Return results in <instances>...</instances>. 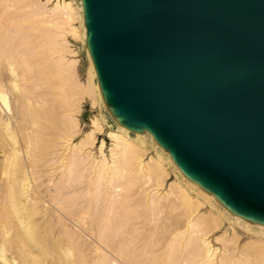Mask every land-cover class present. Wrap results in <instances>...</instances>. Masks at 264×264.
I'll return each instance as SVG.
<instances>
[{"label": "rangeland", "instance_id": "1", "mask_svg": "<svg viewBox=\"0 0 264 264\" xmlns=\"http://www.w3.org/2000/svg\"><path fill=\"white\" fill-rule=\"evenodd\" d=\"M68 2L71 11L55 7ZM78 2L36 0L41 10L33 12L17 0H0V38L32 46V57L48 68L46 83L26 89L0 64L6 99L0 101V264H127L128 249L135 264H264V228L232 217L186 180L148 134L125 131L107 113ZM50 82L63 84L61 92L39 103ZM113 200L137 206V217L120 218L121 232H113ZM114 237L129 239L130 247L115 248ZM189 239L209 244L191 251ZM208 247L211 260L204 258Z\"/></svg>", "mask_w": 264, "mask_h": 264}, {"label": "water", "instance_id": "2", "mask_svg": "<svg viewBox=\"0 0 264 264\" xmlns=\"http://www.w3.org/2000/svg\"><path fill=\"white\" fill-rule=\"evenodd\" d=\"M78 1L114 122L148 134L186 180L264 228V0Z\"/></svg>", "mask_w": 264, "mask_h": 264}, {"label": "bare ground", "instance_id": "3", "mask_svg": "<svg viewBox=\"0 0 264 264\" xmlns=\"http://www.w3.org/2000/svg\"><path fill=\"white\" fill-rule=\"evenodd\" d=\"M20 2V3H22L23 5H25L27 8H29L30 9V11H35V12H37V10H39L40 9V4L39 5H37L36 6V0H17V2ZM19 3V4H20ZM21 4V5H22ZM55 7H57L58 9H60V10H65V9H70V11L72 10V8H71V5H70V3L68 2V3H62V5H59V4H55ZM41 10V9H40ZM59 11V10H58ZM59 13L60 14H62V15H64L61 11H59ZM71 13V12H70ZM56 14H58V13H56ZM65 16V15H64ZM1 20V19H0ZM5 22V21H4ZM4 22L2 23V24H4ZM2 24L0 23V25L2 26ZM22 24H24V23H21V25ZM25 25V24H24ZM23 25V26H24ZM12 26V25H11ZM23 26L20 28V29H22L23 28ZM13 27V26H12ZM3 28V27H2ZM7 28V27H6ZM18 28V27H17ZM18 31H19V28H18ZM6 32V31H5ZM14 32H15V30H14ZM11 34V33H10ZM10 34L8 35V36H10ZM19 35V34H18ZM7 36V37H8ZM20 36V35H19ZM25 36V35H24ZM23 37V36H22ZM26 37H29V40H30V36H25V38ZM21 38V37H20ZM11 38H8V39H2V37L0 38V64L2 65V64H7L8 66H10L11 67V70H12V75L14 76V78H15V84H16V79H18V78H21L25 83H26V85L27 86H25V88L27 89V87L28 86H33V87H36V88H38V87H40L41 85H43L44 83H46V81H47V78H48V74H47V72L45 71V68H47L45 65H42L37 59H35L34 57H32V50H33V47L32 46H30V47H23L22 46V44L20 43V42H16V40L15 41H13L14 39L12 38L11 40H10ZM23 40H24V38H23ZM35 40V39H34ZM34 40H33V44L35 43L34 42ZM18 41V40H17ZM37 42V41H36ZM39 42V41H38ZM50 42V41H49ZM23 43V42H22ZM29 43V42H28ZM31 43V42H30ZM27 45V44H26ZM35 45H36V43H35ZM39 47V46H38ZM40 54V53H39ZM47 57V56H46ZM55 57V56H54ZM57 57V56H56ZM61 57V56H60ZM54 59V58H53ZM52 59V60H53ZM60 59H62V58H60ZM60 59H58V60H60ZM45 60V59H44ZM51 60V59H50ZM55 60H56V58H55ZM54 60V61H55ZM63 60V59H62ZM40 61H42V60H40ZM50 62V61H49ZM58 62V61H57ZM46 63V62H45ZM0 65V66H1ZM50 65V64H49ZM57 64H55V66H56ZM62 65V64H61ZM64 65V64H63ZM63 65H62V67H63ZM65 65H66V63H65ZM51 66V65H50ZM58 66H59V63H58ZM2 70L4 69V68H1ZM48 69V68H47ZM55 69V68H54ZM9 71V70H8ZM50 71V70H49ZM58 71V70H57ZM11 75V74H10ZM58 80V79H57ZM61 81H63V78L62 79H60V82ZM60 82H50V83H48V87L46 88V90H45V92L43 93V94H41V96L39 97V103H41L40 101H45V100H47V99H49L48 97H56V95H57V93H59V91L62 89V85L63 84H61ZM91 84V83H90ZM3 87V86H2ZM15 88V87H14ZM13 88V89H14ZM18 88V87H17ZM28 89H30V88H28ZM9 90V89H8ZM15 91H16V89H14ZM18 90V89H17ZM22 90H23V87H22ZM31 90V89H30ZM42 90V89H41ZM24 91V90H23ZM28 92V91H27ZM26 92V93H27ZM61 92V91H60ZM3 93V92H2ZM16 93H18L17 91H16ZM23 93V92H22ZM19 94V93H18ZM20 95V94H19ZM18 95V96H19ZM22 95V94H21ZM23 95H24V93H23ZM20 98V97H19ZM23 98V97H22ZM24 99V98H23ZM0 101H2V102H4L5 104H6V99L1 95V92H0ZM37 115H40V113H38ZM46 115V114H45ZM100 130V129H99ZM97 131V130H96ZM35 133V132H34ZM117 135H118V133H116V132H110V134H109V136H110V138H117ZM93 137V134L92 133H90V135L88 136V138L89 139H91ZM70 140V139H69ZM93 140V139H92ZM90 142H94V141H90ZM102 142V141H101ZM68 145H69V141H67L66 142ZM91 143V144H92ZM114 143V142H113ZM92 146H93V144H92ZM67 147V146H66ZM75 147V146H74ZM103 148V142L101 143V146H100V151H101V149ZM116 148H117V144L115 143V145H114V147L111 149V151H116ZM125 148V147H124ZM73 152V151H72ZM102 152V151H101ZM91 153V152H90ZM100 154V153H99ZM70 155V154H69ZM83 155V154H82ZM81 155V156H82ZM100 156H101V154H100ZM93 158V157H92ZM57 159V158H56ZM59 159V158H58ZM99 159V158H98ZM73 160V162L75 163H77L79 160H77V158L76 159H72ZM88 160H89V158H88ZM92 160V159H91ZM70 161V160H69ZM87 161V160H86ZM72 162V161H71ZM89 162V161H88ZM90 163V162H89ZM92 163V162H91ZM90 163V164H91ZM100 163H104V158L102 159V161H100ZM96 164V163H95ZM86 165V164H85ZM95 166V165H94ZM96 166H97V164H96ZM148 166H149V163H148ZM99 167V166H98ZM98 167H97V169H98ZM72 168V167H71ZM80 170V169H79ZM150 170V169H149ZM69 171V170H68ZM83 171H84V169H83ZM80 172V171H79ZM69 173V172H68ZM76 173V172H75ZM80 174V173H79ZM23 175V174H22ZM175 175V174H174ZM74 176V175H73ZM36 180V179H35ZM138 180V179H137ZM118 185H120L119 183H118ZM58 186H60V185H58ZM116 186V185H115ZM120 187V186H119ZM122 187V186H121ZM175 187V185H172L169 189H171V191H172V189ZM121 189V188H120ZM120 192V191H119ZM156 193V192H155ZM4 195V194H3ZM118 195H119V193H118ZM155 195V194H154ZM113 197L114 198H116V196H115V194L113 193ZM120 197H121V195H120ZM120 197H119V199H120ZM5 198V197H4ZM64 198V197H63ZM3 200V199H2ZM118 202H119V200H118ZM118 202H116V200H113V232L116 230V229H118V230H120L119 229V226H120V218L121 217H128V216H130L131 215V212H133V215H136V216H133L132 215V217H137V215H139V214H137V210L136 209H134L135 207H137V206H133V203L130 205V204H128L127 203V205H125V207H118ZM126 202H128V201H126ZM117 206H116V205ZM153 208V207H152ZM151 208V209H152ZM140 211V210H139ZM138 211V212H139ZM141 215V214H140ZM152 217V219L154 218V216L152 215L151 216ZM151 217H150V219H151ZM131 218V217H130ZM133 219V218H132ZM151 219V220H152ZM155 219V218H154ZM152 220V221H154V222H152L151 224H153V229L154 228H157V227H155L154 226V223H155V220ZM123 220V219H122ZM128 220H130V219H128ZM123 222V221H122ZM133 222H135V221H133ZM135 224V223H134ZM133 224V225H134ZM155 224H157V223H155ZM124 225V224H123ZM139 225V224H138ZM131 226V225H130ZM157 226V225H156ZM193 226V225H192ZM137 227V226H136ZM140 227V226H139ZM123 229V228H122ZM127 229V228H126ZM142 229V228H141ZM124 230V229H123ZM135 230V229H134ZM140 230V229H139ZM132 231V230H131ZM154 231V230H153ZM119 232H121V230L119 231ZM155 232V231H154ZM118 233V232H117ZM157 233V232H156ZM156 233H155V236H156ZM162 233V232H161ZM123 234V233H122ZM129 234V233H128ZM158 234V233H157ZM166 234V233H165ZM164 234V235H165ZM121 235V234H120ZM135 235V234H134ZM180 235V234H179ZM190 235V237L192 236L191 234H189ZM116 236H119V235H116ZM124 236V235H123ZM128 236V235H127ZM136 236V235H135ZM182 236V235H181ZM134 237V236H133ZM149 237V236H148ZM178 238H179V236H177ZM190 237H188V238H190ZM115 238V237H114ZM135 238V237H134ZM150 238H151V235H150ZM115 239H117V237L115 238ZM118 239H119V237H118ZM118 239H117V242L115 243V248H117L118 249V247L120 248L121 246H122V248H123V250L125 249V248H128V247H130V244H128L127 242L129 241V239H128V241L126 242V243H124V240L121 242V240L120 241H118ZM181 239V238H180ZM187 239V238H186ZM143 240V239H142ZM138 241V240H137ZM141 241V240H140ZM142 242V241H141ZM140 242V243H141ZM155 242V241H154ZM136 243V242H135ZM134 243V244H135ZM148 243V242H147ZM186 243V242H185ZM138 244H139V242H138ZM143 244V243H142ZM187 244V243H186ZM185 244V245H186ZM208 242H206V241H204L203 243H198V241L196 242V241H194V240H191V239H189L188 240V244L186 245V248H188V247H190V250L192 251V250H194V249H197L198 247L200 248V246L199 245H202L203 247H206V246H208ZM124 245V246H123ZM148 245H150V244H147L146 245V247H149ZM152 245V244H151ZM153 245H155V244H153ZM142 247V246H141ZM151 247V246H150ZM150 247L148 248V249H150ZM168 248V247H167ZM131 249V248H130ZM127 250V249H126ZM186 250V249H185ZM198 250V249H197ZM142 251L143 252H145V251H147V249L146 248H144V249H142ZM170 251V250H169ZM168 251V254L167 255H169V257H171V251L169 252ZM136 252V251H135ZM142 252V253H143ZM146 253V252H145ZM147 253H148V251H147ZM213 253V250L211 249V247H208L207 248V251L205 252V256H204V258H206V259H209V258H211L212 257V254ZM135 256V255H134ZM126 261H127V264L129 263V264H131V262H133L134 261V257H132V255L129 253V249H128V252H127V254H126ZM142 257V256H141ZM209 260H211V259H209ZM208 260V261H209ZM10 261V260H9ZM135 262H136V260L133 262L134 264H135ZM205 264H208V262H204ZM137 264V263H136ZM263 264V263H262Z\"/></svg>", "mask_w": 264, "mask_h": 264}]
</instances>
